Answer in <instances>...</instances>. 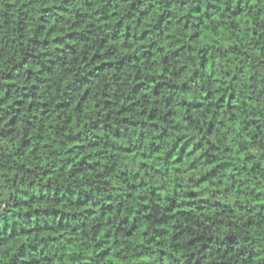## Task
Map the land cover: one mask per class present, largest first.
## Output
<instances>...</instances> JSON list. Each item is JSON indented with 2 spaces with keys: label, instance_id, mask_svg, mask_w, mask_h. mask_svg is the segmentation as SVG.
<instances>
[{
  "label": "trees",
  "instance_id": "1",
  "mask_svg": "<svg viewBox=\"0 0 264 264\" xmlns=\"http://www.w3.org/2000/svg\"><path fill=\"white\" fill-rule=\"evenodd\" d=\"M0 264H264V0H0Z\"/></svg>",
  "mask_w": 264,
  "mask_h": 264
}]
</instances>
